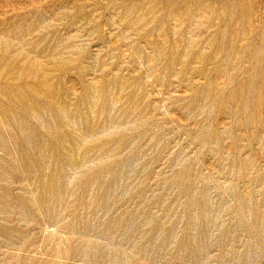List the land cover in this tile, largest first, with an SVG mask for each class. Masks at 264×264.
I'll return each instance as SVG.
<instances>
[{
  "label": "rangeland",
  "instance_id": "1",
  "mask_svg": "<svg viewBox=\"0 0 264 264\" xmlns=\"http://www.w3.org/2000/svg\"><path fill=\"white\" fill-rule=\"evenodd\" d=\"M0 264H264V0H0Z\"/></svg>",
  "mask_w": 264,
  "mask_h": 264
}]
</instances>
